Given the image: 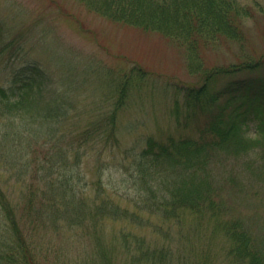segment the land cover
<instances>
[{"label": "trees", "instance_id": "obj_1", "mask_svg": "<svg viewBox=\"0 0 264 264\" xmlns=\"http://www.w3.org/2000/svg\"><path fill=\"white\" fill-rule=\"evenodd\" d=\"M85 1L88 8L115 22L159 33L180 48L188 74L197 79L176 89L182 92L185 107L197 108L205 122L197 138L147 139L132 165L135 185L141 191L132 210L103 198L100 191L104 188L93 199L92 210L75 191L83 155L80 149L81 145L115 139L116 107L104 119L92 118L81 131L65 132L68 114L61 112L60 105L50 104L41 92L35 93L33 77L19 81L17 74L15 91L0 86V149L28 150L34 144L42 152V161L36 171L26 161L20 170L23 174L0 179V264L48 262L46 257L41 260L31 242L37 227L58 236L72 233L69 239L79 238L82 231L81 236L90 237L94 244L91 255L71 262L56 258L54 264H115L114 252L125 256L124 264H200L192 259L190 242L196 237L190 235L192 231L200 234L204 221L214 223L215 230L223 234L224 257L230 264H264L262 245L240 220L226 218L221 189L214 186V171L219 166L253 155L260 161L249 169L264 188V54L249 52L242 29L243 19L253 18L254 12L231 0ZM222 41L239 46L236 61L209 65L205 51ZM27 71L43 77L33 66ZM123 93L121 89L120 95ZM250 122L254 124L253 137L246 135ZM17 157H3L8 160L9 172L15 169ZM30 172L32 180L40 176L34 190L32 180L26 177ZM10 182L23 187L22 205L14 203L6 191ZM187 214L196 216L192 224L197 226L175 234L169 222L174 226V221ZM148 215L168 221L167 229L156 226L153 230L163 240L153 236L146 241L140 235L121 232L120 241L108 249L103 241V221L142 228L147 226L144 216Z\"/></svg>", "mask_w": 264, "mask_h": 264}, {"label": "rangeland", "instance_id": "obj_2", "mask_svg": "<svg viewBox=\"0 0 264 264\" xmlns=\"http://www.w3.org/2000/svg\"><path fill=\"white\" fill-rule=\"evenodd\" d=\"M231 1L254 12L253 18L243 19V34L251 54H264L263 0ZM239 51L234 42L222 41L209 46L204 55L209 65H227L236 61ZM185 64L180 48L166 37L115 22L88 8L85 0H0V86L15 91L17 74L19 81L33 77L35 93L41 92L50 104L60 105L61 112L68 114L65 132L81 131L92 118L104 119L116 107L115 139L81 145L80 149L83 155L75 191L92 210L93 199L102 188L103 198L133 209L141 191L135 185L132 165L148 138L165 142L169 137H198L205 122L204 114L197 108L187 109L182 92L176 89L190 86L197 79L188 74ZM32 66L43 77L29 73L27 69ZM17 83L16 79V86ZM253 125L248 124L247 136L253 137ZM5 149H0L3 181L19 172L23 174L20 170L26 161L31 162L33 171L42 161V152L34 144L28 150ZM13 155L18 156L14 159L17 164L9 172L8 160L3 157L10 159ZM259 161L252 155L219 166L214 171V186L221 189L226 218L240 220L264 249V188L249 169ZM26 177L32 180L31 172ZM39 179V175L33 177L31 189L38 187ZM8 185L6 191L13 202L22 205L23 187L11 182ZM144 217L148 222L142 228L103 221V241L108 249L120 241L121 232L140 235L146 241L153 236L157 241L163 240L153 230L156 226L167 229L168 221L157 215ZM195 218L187 214L181 221H174V226L171 222L168 225L175 234L182 230L187 233L190 226H197L192 224ZM214 227V223L204 221L200 234L191 232L190 237H196L194 243L190 242L192 259L200 264H230L224 257L225 238ZM81 234L82 231L79 238L69 239L66 233L58 236L37 227L31 242L41 260H49L44 264H54L56 258L59 262H71L93 253L90 237ZM188 240L185 243L189 245ZM114 253V263H122L125 256Z\"/></svg>", "mask_w": 264, "mask_h": 264}]
</instances>
